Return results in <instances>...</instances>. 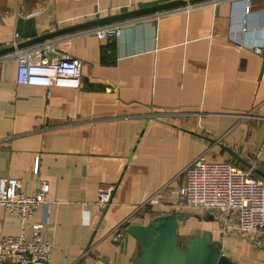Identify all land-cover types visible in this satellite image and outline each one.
Instances as JSON below:
<instances>
[{
  "label": "crops",
  "instance_id": "crops-1",
  "mask_svg": "<svg viewBox=\"0 0 264 264\" xmlns=\"http://www.w3.org/2000/svg\"><path fill=\"white\" fill-rule=\"evenodd\" d=\"M173 1L0 0V51L13 35L21 44ZM215 1L129 19L117 39L91 33L103 25L49 39L52 56L80 63L77 89L16 86V61L0 58V177L17 179L25 196L46 181L50 204L23 226L0 208V237L29 239L41 224L49 264H132L136 243L123 223L146 225L152 215L137 205L158 189L163 214L183 211L171 207L168 192L183 184L182 171L196 157L252 171L264 184V51L250 50L264 49V0ZM100 185L112 191L98 213ZM184 212L197 215L179 235L208 231L232 264H264V237L257 247L221 234L214 218L201 219L208 212ZM115 228L124 233L117 243L110 240Z\"/></svg>",
  "mask_w": 264,
  "mask_h": 264
},
{
  "label": "built area",
  "instance_id": "built-area-1",
  "mask_svg": "<svg viewBox=\"0 0 264 264\" xmlns=\"http://www.w3.org/2000/svg\"><path fill=\"white\" fill-rule=\"evenodd\" d=\"M215 0L198 3H186L184 6L154 13L148 16L157 19L160 16L187 13ZM249 13V6L245 14ZM130 20L109 23L91 30L98 40L117 39L121 30ZM247 28L240 29V34ZM17 36L11 37L9 48L12 52L2 55L1 59L16 61V86L42 87L47 91L52 88L77 89L80 85V63L71 58H58L54 53L53 42L47 40L20 49H16ZM237 49L243 45L236 44ZM256 55L263 54V47L250 48ZM37 170V161L33 165ZM183 184L168 192L174 197L171 207L174 210L197 209L210 212L219 223L221 234H234L238 238L262 245L264 237V184L252 171H244L230 163H208L203 157L193 159L182 171ZM19 181L11 177H0V208L4 213L17 218L20 226L26 224L39 207L49 208L46 201L48 184L38 182L33 194L23 195L19 190ZM112 188L100 185L96 193L94 206L99 213L110 199ZM163 189H158L146 201L137 205V209H146L151 215L163 214L165 206ZM86 222V221H85ZM41 224L34 225L29 239L23 233L18 236L0 237V264H49L51 244L40 238ZM124 233L115 228L110 233V240L119 242Z\"/></svg>",
  "mask_w": 264,
  "mask_h": 264
},
{
  "label": "water",
  "instance_id": "water-1",
  "mask_svg": "<svg viewBox=\"0 0 264 264\" xmlns=\"http://www.w3.org/2000/svg\"><path fill=\"white\" fill-rule=\"evenodd\" d=\"M208 0L173 1L123 14L97 19L74 27L42 35L16 45L20 49L47 41L53 37L65 35L78 30L98 27L113 22L129 20L141 16L171 10L186 3H198ZM13 48L0 51V56L12 52ZM264 64V54L262 56ZM237 159V157H235ZM239 160V159H238ZM190 215L184 211H171L151 218L146 225L123 223L125 234L136 243V253L132 264H232L227 255L221 253V246L212 240L208 231L192 229L187 235H179L178 227L184 225ZM202 220H212L210 212Z\"/></svg>",
  "mask_w": 264,
  "mask_h": 264
},
{
  "label": "rangeland",
  "instance_id": "rangeland-1",
  "mask_svg": "<svg viewBox=\"0 0 264 264\" xmlns=\"http://www.w3.org/2000/svg\"><path fill=\"white\" fill-rule=\"evenodd\" d=\"M190 215H197V213H190Z\"/></svg>",
  "mask_w": 264,
  "mask_h": 264
},
{
  "label": "trees",
  "instance_id": "trees-1",
  "mask_svg": "<svg viewBox=\"0 0 264 264\" xmlns=\"http://www.w3.org/2000/svg\"><path fill=\"white\" fill-rule=\"evenodd\" d=\"M154 217V215H152V218Z\"/></svg>",
  "mask_w": 264,
  "mask_h": 264
}]
</instances>
